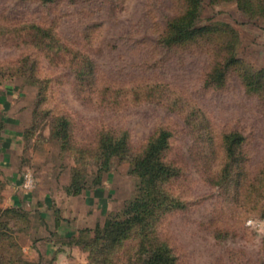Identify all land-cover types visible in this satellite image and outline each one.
<instances>
[{"label": "rangeland", "instance_id": "obj_1", "mask_svg": "<svg viewBox=\"0 0 264 264\" xmlns=\"http://www.w3.org/2000/svg\"><path fill=\"white\" fill-rule=\"evenodd\" d=\"M184 5L0 0V175L12 166L35 178L32 189L9 191L0 177V207L27 212L11 219L27 263L50 258L30 254L29 231L38 220L26 206L9 204L14 192L40 191L54 202L62 264H146L154 253V264H264V190L237 180L235 165L220 179L223 135L233 130L246 137L249 177L263 166L264 91H251L235 65L220 83H207L220 54L219 32L194 43H162L168 20ZM202 22L230 23L241 66L264 68V18L249 20L236 0H205ZM60 118L68 120L67 142L53 130ZM14 129L22 134L4 166L1 141ZM162 130L170 132L162 157L177 171L163 186L177 205L153 209L145 226L130 222L121 239L109 237L102 230L129 217L138 177L130 154L114 155L101 173L99 140L108 132L124 135L138 154ZM77 181L83 189L69 193ZM160 243L169 256L155 249Z\"/></svg>", "mask_w": 264, "mask_h": 264}, {"label": "trees", "instance_id": "obj_2", "mask_svg": "<svg viewBox=\"0 0 264 264\" xmlns=\"http://www.w3.org/2000/svg\"><path fill=\"white\" fill-rule=\"evenodd\" d=\"M51 1V0H43ZM205 0H184L185 10L180 15L171 17L166 26L161 41L166 46L182 45L194 43L201 40H208L214 33L219 32L221 38L219 41L220 54L214 62V66L208 73L207 83L223 81L230 66L240 67L241 76L251 91H264V68L259 70L244 69L241 66L242 59L238 56L236 47L237 34L235 28L230 23H224L221 27L218 22L203 23L202 10ZM221 0H209L210 3L220 2ZM239 7L246 13L249 20L264 18V0H236ZM225 26V27H224ZM228 34L227 38L222 37ZM209 37V38H208ZM90 68V66H88ZM86 72V70H85ZM261 94H264L262 92ZM264 97V95H261ZM68 120L60 118L54 127L55 135L67 142L69 137ZM4 121L0 120V128L3 129ZM104 134L98 143V154L100 155L99 170L104 172L108 170L111 158L114 155L130 154L133 157L134 166L132 172L138 177L137 194L130 201L128 206L129 217L123 221L109 220L106 227L102 230L109 237L121 239L129 230L130 222L133 224H150L151 221H143L153 214V209H161L166 212L172 206H176L175 198L164 188L173 176L177 174L175 167L164 161L162 155L169 145L170 132L162 130L159 135L151 139L142 153L132 154L126 137L119 136L115 138L113 134ZM246 137L238 130H233L223 135L222 144L226 149V160L223 164L220 179L224 173H229L228 169L235 165L237 180L244 181L245 177L249 181L248 187L259 186L264 190V164L259 169V173L254 178H250L246 171L248 156L245 153L244 142ZM62 141V144H66ZM79 171V169H77ZM100 173V174H101ZM233 174V173H232ZM241 182V181H240ZM1 184V182H0ZM83 185L77 181L73 187L69 188V193H78ZM251 188V189H252ZM0 188V193H1ZM260 190V191H261ZM262 192V191H261ZM1 194H0V203ZM27 212L20 207L10 206L6 209L0 207V264H33L27 263L22 258V245L17 241L14 234L15 229L11 227L12 218H24ZM24 215V216H23ZM264 219V214L260 215ZM21 226V225H20ZM21 228V227H19ZM170 247L165 243H160L155 249L166 250L167 256L170 255ZM157 253L150 254L146 264H154ZM41 264V263H37Z\"/></svg>", "mask_w": 264, "mask_h": 264}, {"label": "crops", "instance_id": "obj_3", "mask_svg": "<svg viewBox=\"0 0 264 264\" xmlns=\"http://www.w3.org/2000/svg\"><path fill=\"white\" fill-rule=\"evenodd\" d=\"M8 122L10 121L7 120V123ZM20 134H22V132L15 129L12 132L8 131L6 134H4L5 138L1 141V148L3 149L2 151L4 152L5 160L4 166H8L7 164L9 161V164L12 162V151L16 146V138ZM8 168L1 171L0 177L8 183L9 191L11 189L17 191V187H21L20 185L23 174L20 173L16 167L9 166ZM11 194L12 195L9 198V204L23 207L26 206L30 211H32V214H36L35 217L38 220L37 225H33L29 231L31 239L28 248L32 257H40L43 255L46 258H50L49 262L44 264H62L61 260L63 256L60 254V256L58 255L59 259L57 257V250H59L57 245L61 235L57 232L56 217L52 209L54 207V202L49 201L47 194L45 193L42 195L40 191H31L30 193L25 192L23 194L20 193L21 195L15 192ZM29 198L31 200L25 203V200H29ZM64 233H67L65 235H69L70 232L68 231V227H66ZM64 250L65 249H63V251ZM60 251H62V249H60ZM54 257L55 259L52 261Z\"/></svg>", "mask_w": 264, "mask_h": 264}, {"label": "built area", "instance_id": "obj_4", "mask_svg": "<svg viewBox=\"0 0 264 264\" xmlns=\"http://www.w3.org/2000/svg\"><path fill=\"white\" fill-rule=\"evenodd\" d=\"M34 185H35V178H34L32 172L26 171L23 175L22 182H21L20 186L25 191H27V190L32 189L34 187ZM248 224H250V225L253 224V220L252 219L248 220Z\"/></svg>", "mask_w": 264, "mask_h": 264}]
</instances>
